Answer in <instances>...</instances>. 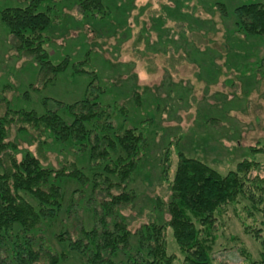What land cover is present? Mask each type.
Returning a JSON list of instances; mask_svg holds the SVG:
<instances>
[{"label": "rangeland", "instance_id": "obj_1", "mask_svg": "<svg viewBox=\"0 0 264 264\" xmlns=\"http://www.w3.org/2000/svg\"><path fill=\"white\" fill-rule=\"evenodd\" d=\"M89 1L45 0L39 7L52 18L44 31L50 58L69 61L51 82L1 20L3 9L25 6L27 0H0V114L44 113L58 108L55 100L73 103L86 95L94 78L102 88L95 90L98 101L116 130L134 128L144 138L130 183L137 199L119 210L132 229L168 219L169 186L181 152L222 174L244 159L254 160L260 163L254 175L264 177V36L239 32L234 15L242 4L264 0H101L103 6ZM78 63L87 73L74 72ZM8 132L19 159L29 151L53 168L97 161L80 142L20 132L15 125ZM90 166L95 167L85 171L92 176L99 166ZM102 198L100 191L97 200ZM81 214L92 222L91 212ZM225 224H219L216 263L245 262L238 240L253 258L261 257L260 244L232 212ZM168 242L173 264H183L171 230Z\"/></svg>", "mask_w": 264, "mask_h": 264}, {"label": "trees", "instance_id": "obj_2", "mask_svg": "<svg viewBox=\"0 0 264 264\" xmlns=\"http://www.w3.org/2000/svg\"><path fill=\"white\" fill-rule=\"evenodd\" d=\"M43 1L27 0L25 6L3 9L1 20L40 64V73L48 72V81L54 82L69 61L53 63L49 56V36L44 31L52 18L39 10ZM89 2L103 6L101 0ZM234 15L239 32L264 36V3L242 4ZM80 63L73 64L74 72L87 73L78 68ZM93 79L86 95L73 103L55 100L58 108L44 113L20 109L0 114V264H173L176 256L169 252V230L183 254V264H231L215 259L216 242L222 237L219 224L226 225L230 212L261 246V257L253 258L238 240L243 264H264V177L254 175L260 165L254 160L244 159L222 174L200 159L179 153L166 203L168 219L136 229L129 226L119 210L137 199L130 183L144 138L134 128L116 130L108 109L98 101L95 90L102 92V88ZM11 125L20 132L49 133L59 142H80L101 165L93 161L99 167L90 176L85 169H93L86 168L93 162L53 168L29 151L19 159L17 145L8 139ZM72 183L77 186L71 188ZM100 191L106 198L97 200ZM78 192L79 200L75 199ZM81 212H91L92 222Z\"/></svg>", "mask_w": 264, "mask_h": 264}]
</instances>
